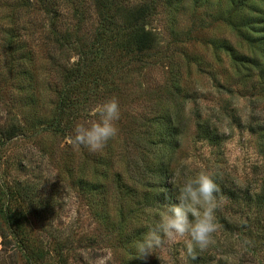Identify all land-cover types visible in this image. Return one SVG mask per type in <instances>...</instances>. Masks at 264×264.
<instances>
[{
    "label": "rangeland",
    "instance_id": "obj_1",
    "mask_svg": "<svg viewBox=\"0 0 264 264\" xmlns=\"http://www.w3.org/2000/svg\"><path fill=\"white\" fill-rule=\"evenodd\" d=\"M240 1L174 0L171 5L161 0L150 20L160 45L149 56L148 65L122 75L118 90L92 98L76 121L90 122L95 119L91 112L96 106L113 97L118 100L119 134L102 151L75 147L68 136L44 132L15 137L2 147L0 140V209L8 211L6 215L1 212L0 224L14 245L4 216L29 235L25 251L15 248L9 256L0 253V264H56L53 235L68 238L67 264H144L151 259L159 264H189L184 241L158 249L146 259L133 258L136 242L168 208L146 202L142 189L130 201L126 191L110 181L105 184L107 217L124 221L122 229L115 232L102 219L106 212L93 214L97 204V210L103 207L100 194L90 197L77 182L83 171L96 168L105 158L110 161L109 177L120 170L127 187L136 184L139 188L140 181L148 187L147 181L156 175L151 163L158 121L169 113L178 126V146L170 166L177 196L185 180L201 170L239 196L236 202L222 197L215 215H225L231 225L225 230L218 224L210 247L196 252L208 259L207 264H264V244L260 246L264 230L252 221L244 224L248 228L240 224L246 223V216L258 215L253 204L244 199L264 188V0ZM79 3L83 11L89 6L88 0ZM10 5L9 0H0V129L28 111L16 96L14 76L20 67L12 68L9 58L1 57V12ZM66 17L70 18V13ZM37 20V33L27 48L35 60L30 69L54 80L58 64L66 63L68 57L72 62L75 56L55 48L47 56L42 20ZM246 24L251 31L244 32ZM222 40L247 55L248 61L263 65L258 70L253 64L243 71L232 68L229 56L213 45ZM157 55L162 57L158 62L151 59ZM197 120L216 129L221 140L214 143L202 138ZM18 186L24 187L27 203L36 207L38 216L26 211L21 192H15ZM120 208L124 215L117 214L118 210L122 213Z\"/></svg>",
    "mask_w": 264,
    "mask_h": 264
},
{
    "label": "trees",
    "instance_id": "obj_2",
    "mask_svg": "<svg viewBox=\"0 0 264 264\" xmlns=\"http://www.w3.org/2000/svg\"><path fill=\"white\" fill-rule=\"evenodd\" d=\"M173 1L164 0L171 5ZM9 2L11 5L5 12H1V57L9 58L12 68L20 67L14 76L16 96L20 102L25 103L28 111L20 114V120H12L1 125V147L15 137H26V134L36 136L40 132L71 138L85 104L99 96L101 92L105 93L110 89L118 90L122 75H128L136 70V67L141 70L148 65L149 56L154 55L153 51H156L160 45L158 33L151 27L150 20L161 0H88L89 6L85 11L81 9L80 0H9ZM241 2L242 0L240 4ZM68 13L70 18L66 17ZM38 17L42 20L41 38L44 46L48 48L47 56L53 48L75 56L72 62L68 57L66 63L58 64L59 70L54 80L51 78L52 81L44 79L46 77H41L39 73L30 69V65L35 60L32 51H28L27 48L32 37L34 39L37 33ZM86 25H89L88 29H85ZM249 26L245 27L244 32L251 31ZM241 30V28L236 29L241 37L246 36L247 41L251 43V38L244 35L246 33ZM213 45L229 56L230 66L234 69L247 70V67L253 64V68L258 70L263 65L260 62L252 63L251 59L248 61L247 55L240 54L226 40L219 43L217 41V44L213 43ZM159 58L162 57L157 55L151 59L158 62ZM174 117L169 113L158 121L156 134L158 138L155 142L157 147L151 163L156 175L147 181L148 187L142 181L137 182L139 188L136 184L135 186L131 184L132 188L127 187L126 177L123 179L124 175L120 170L109 177L107 168L110 161L105 158L97 163L96 168L92 166L87 173L83 171V175L78 179V184L90 197L100 194L99 202L103 203V207L97 210L96 207L99 206L97 204L93 214L97 215L100 211L106 212V216L102 219L105 220L103 222L107 228L119 232L124 224V221L110 220L107 217V203L104 200L108 197V191L105 190V184L110 181L114 180L116 186L124 189L130 201L136 197L137 191L142 189L146 202L152 201L153 204L156 203L164 208L178 202L176 199L178 186L170 177L172 153L178 146V126ZM196 127L205 140L214 143L221 140L217 130L204 125L203 122L197 120ZM68 149L71 150L72 147ZM262 154L264 156V148ZM217 185L221 190L217 196L234 202L239 200L235 191ZM22 188L24 187L18 186L15 192H21V198L26 202V211L30 215L38 216L34 214L36 207L27 203L30 201L27 193L22 192ZM244 200L253 204L258 215L246 216L244 219L246 223L240 221L241 226L248 228L249 225L244 224L252 221L263 231L264 188L258 193L248 195ZM120 211L122 212L121 208ZM1 212L4 215L8 213L6 208L0 209V214ZM117 214L124 215L123 212L119 214V210ZM4 217L15 245L0 224V253L9 256L13 254L12 250L15 248L24 252L29 242L28 233L24 229L19 230L14 227L12 218ZM216 220L225 230L231 225L229 218L225 215H216ZM52 238L56 264H67L68 238L64 239L58 235H53ZM263 244L264 240H261L260 246ZM196 255L195 260L187 258L189 264L208 263L205 256L197 252ZM144 264L159 263L156 259H151Z\"/></svg>",
    "mask_w": 264,
    "mask_h": 264
},
{
    "label": "clouds",
    "instance_id": "obj_3",
    "mask_svg": "<svg viewBox=\"0 0 264 264\" xmlns=\"http://www.w3.org/2000/svg\"><path fill=\"white\" fill-rule=\"evenodd\" d=\"M91 116L95 119L75 126L71 143L75 147H87L92 152L102 151L119 134L116 124L120 118L118 100L113 97L96 106ZM220 191L213 175L207 170H201L185 180L179 189L178 202L168 206L159 220L148 227L144 238L136 242L133 258L146 259L158 249L184 241L186 257L195 260L197 249H208L213 243L214 233L218 231L215 213L221 206L222 197H217Z\"/></svg>",
    "mask_w": 264,
    "mask_h": 264
}]
</instances>
